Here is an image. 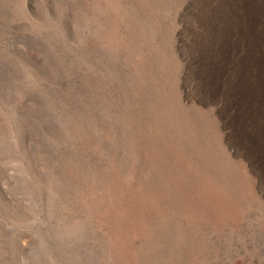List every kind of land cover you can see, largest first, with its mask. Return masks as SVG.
Masks as SVG:
<instances>
[{
    "label": "rangeland",
    "instance_id": "rangeland-1",
    "mask_svg": "<svg viewBox=\"0 0 264 264\" xmlns=\"http://www.w3.org/2000/svg\"><path fill=\"white\" fill-rule=\"evenodd\" d=\"M0 264H264V0H0Z\"/></svg>",
    "mask_w": 264,
    "mask_h": 264
}]
</instances>
